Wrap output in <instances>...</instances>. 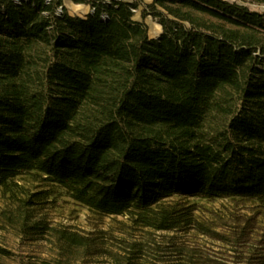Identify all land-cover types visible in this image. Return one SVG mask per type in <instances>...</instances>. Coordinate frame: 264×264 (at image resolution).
<instances>
[{
	"label": "trees",
	"instance_id": "obj_1",
	"mask_svg": "<svg viewBox=\"0 0 264 264\" xmlns=\"http://www.w3.org/2000/svg\"><path fill=\"white\" fill-rule=\"evenodd\" d=\"M64 1L0 0V264H220L174 235L176 261L143 260L162 231L215 236L241 247L228 264H264L256 216L220 233L190 200L248 201L264 220V11L90 0L82 16ZM62 196L126 217L122 235L53 222Z\"/></svg>",
	"mask_w": 264,
	"mask_h": 264
},
{
	"label": "rangeland",
	"instance_id": "obj_2",
	"mask_svg": "<svg viewBox=\"0 0 264 264\" xmlns=\"http://www.w3.org/2000/svg\"><path fill=\"white\" fill-rule=\"evenodd\" d=\"M90 0H65L64 4L66 5L68 11L73 15H86L92 9V6L89 2ZM230 1H237L239 3H244L248 5L251 9L264 11V2L258 3L253 0H230ZM135 18L141 19V12L140 9H137L135 12ZM144 21L149 27V35L151 37V24L152 23H159L151 14H148ZM160 24V23H159ZM162 26V25H161ZM162 31V30H161ZM158 36V35H157ZM191 201H198L200 205V210L198 213L204 219H212L216 226V229L220 233L229 232L231 229L236 227H243L244 222L246 219L255 217V222L264 223L262 215H256V207L253 206L251 202L248 201H235L231 199H217V200H206V199H199V198H190ZM3 205V198L2 193L0 190V206ZM255 210H254V209ZM49 216L53 222L59 223L62 225H68L72 228L78 230H94L98 228H108L110 230L116 229L119 220H125L126 217L124 216H109L103 215L98 216L92 213L89 209L81 205L80 203L76 202L69 196H62L59 199V202L56 204L55 207L50 209ZM252 220V219H251ZM263 220V221H262ZM264 225V224H262ZM256 230L258 234L254 232V235H260L264 232V226H256ZM1 232V231H0ZM145 230H133V235L130 233H126L125 235L127 238H135V239H142ZM117 235H122L120 230L116 229ZM2 233H0L1 235ZM171 235H174L177 240H180V243H191V245L195 246L196 248L200 249V251L204 254H208L218 261L220 264H228L232 261L235 257V254H240L241 247L235 248L226 242L215 238V236H209L205 234L199 233H183V232H154L151 236L153 237L156 243H159L156 256L154 254L148 253L146 251L144 253V257L146 259L152 258L156 259V261L163 260V263H172L176 261L177 258L175 254L170 252V242ZM255 239V238H254ZM259 239V237H258ZM251 243L255 244L256 240H252ZM243 249V248H242ZM258 249V248H256ZM261 249V248H259ZM262 250V249H261Z\"/></svg>",
	"mask_w": 264,
	"mask_h": 264
},
{
	"label": "bare ground",
	"instance_id": "obj_3",
	"mask_svg": "<svg viewBox=\"0 0 264 264\" xmlns=\"http://www.w3.org/2000/svg\"><path fill=\"white\" fill-rule=\"evenodd\" d=\"M161 30H162L161 24H159V23H152L151 24V30L150 31H151L152 36L159 35Z\"/></svg>",
	"mask_w": 264,
	"mask_h": 264
}]
</instances>
